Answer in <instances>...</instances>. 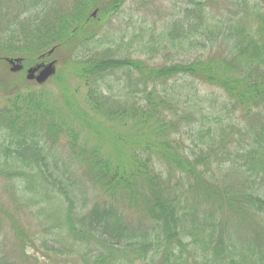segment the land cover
Listing matches in <instances>:
<instances>
[{
    "label": "trees",
    "instance_id": "16d2710c",
    "mask_svg": "<svg viewBox=\"0 0 264 264\" xmlns=\"http://www.w3.org/2000/svg\"><path fill=\"white\" fill-rule=\"evenodd\" d=\"M51 1L0 0V63L21 57L32 66L51 48H83L97 32L88 29L96 26L89 9L116 12L126 0H73L63 10ZM232 13L209 26L231 43L226 56L188 48L183 59L156 64L114 50L75 55L69 70L87 87L88 109L104 118L76 109L81 127L68 126L32 81L17 78L23 89L0 82V175L23 182V195L42 211L58 205L46 233L12 220L22 256L32 264H65L76 255L77 264H264V0H234ZM167 39L143 46L158 51ZM53 78L61 86L62 74ZM195 81L213 90L201 94ZM85 124L96 143L81 137ZM63 134L72 159L105 196L89 209L51 165ZM120 203L143 216L140 225L125 220ZM232 220L249 229L248 243L228 230ZM39 247L51 249L49 263Z\"/></svg>",
    "mask_w": 264,
    "mask_h": 264
},
{
    "label": "rangeland",
    "instance_id": "374dc122",
    "mask_svg": "<svg viewBox=\"0 0 264 264\" xmlns=\"http://www.w3.org/2000/svg\"><path fill=\"white\" fill-rule=\"evenodd\" d=\"M72 1L52 0L48 5H54L56 9L59 7V10H63ZM233 8L234 0H126L118 11L102 14L97 8L91 7L88 11L90 15L97 9L96 17L93 19L98 27L93 24L88 26V29H97L96 36L92 38L93 41L83 48L78 46L76 49L71 44H64L57 48L51 56L45 58L47 59L45 62L56 61V73L60 72L63 76L61 86H58L57 80L53 78L55 73L46 83L41 85L35 81H30L32 86L29 87L47 91L48 97L55 102L57 114L66 119L68 126L81 127L79 117H77L79 114L76 116L74 114L76 109L79 113L84 112L94 116L95 121L104 120L88 109L87 87L83 79L78 76L76 68L69 70V61L74 60L75 55L79 53L80 55L94 56L95 52L104 53L105 50H114L119 55L141 57L156 64L177 62L185 57L184 51L188 48H191V54L203 53L208 56H226L229 55L231 43L229 45L226 40L223 42L218 37L217 31L211 29L209 31V26L215 21H229L235 18L234 13H232ZM199 12L202 13L203 20L199 17ZM162 36L168 39L163 41L158 51L144 48V43L157 40ZM179 39H194L196 42L194 45H180ZM172 40H176V42ZM24 67V72L21 71L23 74H17L11 73L8 63H0V82L16 83L17 78L25 79L29 66L24 64ZM15 85L20 89L27 88L19 82ZM192 85L199 87L201 94H209L213 90L208 86L198 84L196 81L192 82ZM214 91L223 99L224 95L220 90ZM253 123L254 120L252 119ZM106 125L110 129L117 126L114 123H106ZM83 127L88 132L82 130L81 137L86 138L88 136L89 140H94L91 141L92 143H96L97 138L91 133L88 125L85 124ZM100 130L102 132L103 128ZM59 141L52 150L50 162L52 166L56 164L60 173H64L72 183L74 182L73 196L77 203L83 206L81 208L89 209L96 201L103 202L105 196L84 176V166L74 161L64 146L66 142L64 134L60 136ZM186 141L190 142L188 138ZM110 149L112 148L108 143H104V150L110 151ZM3 161L0 156V165ZM23 184V182L9 179L6 174L0 175V264H32L29 258L22 256L21 246L14 233L12 220L25 226L31 232L46 233V226L53 223L52 210L58 206L53 204V206H47L48 211H42V204L23 195ZM119 205L125 213L126 221L135 225L141 224L143 216L139 212L129 208L124 203ZM143 224L150 227L147 222ZM227 228L229 231L234 229L235 239L239 238L240 245L250 241L251 235L248 237L249 229L246 226H238L237 222L232 220L229 221ZM47 240L48 245L51 246L53 241L50 238ZM39 249L43 253L38 252L37 256L41 261L49 263L47 255L52 253L51 249L46 250L42 247ZM27 250L33 252L32 248H27ZM79 259L81 258L78 255L72 256L69 259L65 258L64 263L77 264Z\"/></svg>",
    "mask_w": 264,
    "mask_h": 264
},
{
    "label": "water",
    "instance_id": "95a60500",
    "mask_svg": "<svg viewBox=\"0 0 264 264\" xmlns=\"http://www.w3.org/2000/svg\"><path fill=\"white\" fill-rule=\"evenodd\" d=\"M97 9L92 12L91 17H96ZM55 48H51L45 55H52ZM6 61L10 65V71L13 73L20 72L24 68L21 57L6 58ZM56 61L52 60L44 65L31 66L27 69L26 79L29 81H36L38 84L46 83L56 73Z\"/></svg>",
    "mask_w": 264,
    "mask_h": 264
},
{
    "label": "flooded vegetation",
    "instance_id": "af4514ba",
    "mask_svg": "<svg viewBox=\"0 0 264 264\" xmlns=\"http://www.w3.org/2000/svg\"><path fill=\"white\" fill-rule=\"evenodd\" d=\"M47 59H45L42 63H41V65H44V64H46V63H48V62H45Z\"/></svg>",
    "mask_w": 264,
    "mask_h": 264
}]
</instances>
